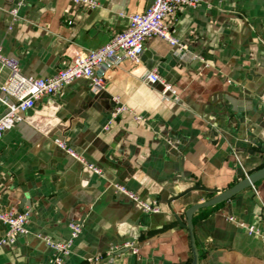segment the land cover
Masks as SVG:
<instances>
[{
    "label": "crops",
    "instance_id": "0c3cea01",
    "mask_svg": "<svg viewBox=\"0 0 264 264\" xmlns=\"http://www.w3.org/2000/svg\"><path fill=\"white\" fill-rule=\"evenodd\" d=\"M20 1L0 0V49L33 77L55 74L76 50L103 45L151 3ZM166 23L183 49L150 36L141 60L108 70L103 89L74 81L4 133L0 209L30 214L29 233L0 245V264H52L45 239L66 241L70 221L81 232L67 264H191L186 210L264 166V0H200ZM148 70L176 98L162 97L159 82H143ZM9 73L0 64V84ZM117 104L125 109L111 119ZM115 184L160 210L145 213ZM5 229L0 223V237ZM193 235L199 264H264V178L197 209Z\"/></svg>",
    "mask_w": 264,
    "mask_h": 264
},
{
    "label": "built area",
    "instance_id": "2783aa9c",
    "mask_svg": "<svg viewBox=\"0 0 264 264\" xmlns=\"http://www.w3.org/2000/svg\"><path fill=\"white\" fill-rule=\"evenodd\" d=\"M23 0L19 2L22 3ZM86 8L97 4L96 0H72ZM200 0H151L150 5L143 12L131 13L128 16L126 29L115 33L109 41L90 51L76 50L69 62L60 68L55 74L46 77H33L23 74L20 71L19 60L13 56L5 55L0 49V64L7 67L10 73L7 79L0 84V103L5 110L0 114V139L5 132L12 129L16 123L22 120V115L33 108L43 96L54 95L64 87L77 80H85L91 89H103L106 84V73L128 60L138 63L144 52V44L148 37L159 36L173 46L183 49L179 40L172 34L167 17H175L178 12L187 6H195ZM17 13L16 9L11 10L12 16ZM142 81L147 84L159 82L162 84L160 94L166 97L169 93L176 98L175 88L166 82L156 70L145 71ZM117 102V101H116ZM125 109L124 105L117 104L112 112L111 119H114ZM108 125L105 126V129ZM55 144L66 154L83 163L97 174L101 171L85 159L64 141L55 138ZM115 188L124 194L128 199L139 203L145 213L158 212V205L141 200L135 193L120 184ZM29 210H3L0 209V223L6 226L4 234L0 237V245L14 243L17 236L29 233L27 227ZM233 220V217H229ZM69 238L66 241H53L45 239L46 244L52 250V264H67L74 240L81 232V224L69 222ZM254 232L253 227L248 228ZM125 246H131L129 243ZM136 252V249H133ZM111 252L106 254L110 257ZM100 256L89 258L90 261H99Z\"/></svg>",
    "mask_w": 264,
    "mask_h": 264
},
{
    "label": "water",
    "instance_id": "95a60500",
    "mask_svg": "<svg viewBox=\"0 0 264 264\" xmlns=\"http://www.w3.org/2000/svg\"><path fill=\"white\" fill-rule=\"evenodd\" d=\"M264 178V166L250 172L247 174L243 179L235 183L233 186L223 190V191H217V189H210L212 192H218L216 195L213 197L200 202V203H195L191 205L185 212L186 216V223H180L182 227H185L188 229L189 236H190V244H191V250H192V262L191 264H199V258H198V252L195 244V239L193 235V214L194 212L203 207H208L212 206L216 203H219L221 201L228 200L232 195L237 193L238 191L250 187L254 185L257 181L260 179Z\"/></svg>",
    "mask_w": 264,
    "mask_h": 264
}]
</instances>
